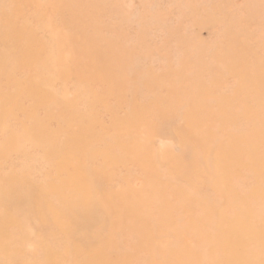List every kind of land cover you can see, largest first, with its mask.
<instances>
[{
	"label": "rangeland",
	"instance_id": "obj_1",
	"mask_svg": "<svg viewBox=\"0 0 264 264\" xmlns=\"http://www.w3.org/2000/svg\"><path fill=\"white\" fill-rule=\"evenodd\" d=\"M0 264H264V0H0Z\"/></svg>",
	"mask_w": 264,
	"mask_h": 264
}]
</instances>
